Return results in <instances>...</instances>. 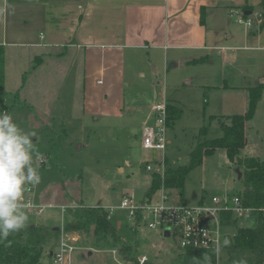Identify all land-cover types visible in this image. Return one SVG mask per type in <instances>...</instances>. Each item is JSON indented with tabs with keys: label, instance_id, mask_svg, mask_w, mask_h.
<instances>
[{
	"label": "rangeland",
	"instance_id": "obj_1",
	"mask_svg": "<svg viewBox=\"0 0 264 264\" xmlns=\"http://www.w3.org/2000/svg\"><path fill=\"white\" fill-rule=\"evenodd\" d=\"M236 17L228 14L227 20L236 25ZM251 18L250 27L238 26L242 30L251 28L258 20L253 14ZM244 45L247 47L240 43L236 50L226 53L207 51L205 60L200 58L196 64L172 65L159 57L158 61L152 59L153 63L145 51L127 55L122 84L112 88L108 102L87 103V111H92L89 115L83 114L82 58L47 61L34 70L37 56L27 48L3 47L6 96L0 111L11 114L25 131L35 132L33 144L45 158L39 165L41 182L27 186L31 192L24 195L35 204L47 206L41 213L26 208V226L60 228L69 208L95 206L108 213L106 206L118 205L124 194L144 199L149 182L145 162L159 155L141 144L143 122L154 102L169 100L181 109L180 117L167 126L165 157L167 165L174 168L189 163L190 152L198 141L220 136V122H227V116L243 114L249 89L261 86L253 116L245 126L247 144L240 155L263 158L264 82L258 79L264 77V53L256 47L242 48ZM222 55L227 56L225 60ZM49 94L53 99L47 98ZM101 109L112 113L113 118L100 116L95 120L97 113L93 111ZM202 125L208 130L199 136ZM236 170L226 152L219 149L186 174L182 199L175 191L169 190V196L191 206L209 201L212 196L232 195L242 188ZM159 195L156 191L153 199ZM61 205L67 206L65 213H61ZM109 219L119 240L134 246L138 258L145 255L151 264L170 263L177 241L142 226L134 230L126 212L120 209H115ZM255 221L251 214L239 218L238 225L250 227ZM226 229L229 235L235 232L234 227ZM67 236L75 244L70 264H133L119 254L120 242L115 246H110L111 241L107 246L96 244L92 228L88 233L68 232ZM51 262L49 248H44L36 264ZM217 264H231L223 249Z\"/></svg>",
	"mask_w": 264,
	"mask_h": 264
},
{
	"label": "crops",
	"instance_id": "obj_2",
	"mask_svg": "<svg viewBox=\"0 0 264 264\" xmlns=\"http://www.w3.org/2000/svg\"><path fill=\"white\" fill-rule=\"evenodd\" d=\"M261 2L7 0L8 12L0 17V45L27 48V52L37 56L38 65L34 70L47 61L82 58L83 114L89 115L92 111H87V103L108 102L112 88L122 84L127 55L132 57L145 51L149 60L161 59L163 63L170 61L172 65H184L196 64L200 58L205 60L207 51L218 49L226 53L236 50L240 43L247 44L242 48L256 47L264 53L262 15L251 28L243 27L244 30L227 20L231 10L239 11L244 7L252 13L262 14ZM222 57L225 60L227 56ZM258 80L263 83L264 77L260 76ZM50 97L53 99L51 94L47 98ZM93 113H97L95 120L100 116L113 118L112 113L102 109ZM150 181L151 175L146 189Z\"/></svg>",
	"mask_w": 264,
	"mask_h": 264
},
{
	"label": "trees",
	"instance_id": "obj_3",
	"mask_svg": "<svg viewBox=\"0 0 264 264\" xmlns=\"http://www.w3.org/2000/svg\"><path fill=\"white\" fill-rule=\"evenodd\" d=\"M262 22L264 26V3L261 2ZM243 8V12L248 10ZM244 16H247L244 14ZM200 21H203L201 13ZM261 86L250 88L248 91V106L243 114L227 116V122H220L221 135L213 139L198 141L190 152L187 165L170 168L167 166L164 174L163 185L169 191H175L177 197L182 199L183 186L186 174L195 166L202 163L206 156L215 153L219 149L226 152L229 161L241 172V190L236 193L240 196L242 204L251 208V214L255 217L254 226L238 225L231 211L222 212L220 222L222 226L234 227L235 232L225 234L224 238L230 240L228 246L222 247L231 264H264V156L263 158L241 156V150L246 146L245 126L251 120L254 107L260 96ZM6 92L4 91V48L0 45V106L3 105ZM166 125L169 126L181 115V109L173 103H166ZM208 127L202 125L199 136L207 133ZM162 181L158 177H152L146 196L150 198L160 188ZM170 193V192H169ZM180 203L179 201H176ZM63 223L65 232H86L91 228L95 234V243L107 246H115L124 260L138 264L135 247L119 240L115 226L107 217V213L101 207L81 206L69 208ZM60 236V228L47 229L31 225L19 232L10 234L6 241L0 242V264H36L44 248L49 251L57 245ZM212 248H180L173 246V256L169 264H217L216 253ZM205 254L210 260H205ZM142 264H151L145 260Z\"/></svg>",
	"mask_w": 264,
	"mask_h": 264
},
{
	"label": "built area",
	"instance_id": "obj_4",
	"mask_svg": "<svg viewBox=\"0 0 264 264\" xmlns=\"http://www.w3.org/2000/svg\"><path fill=\"white\" fill-rule=\"evenodd\" d=\"M236 14V22L250 27L253 17L260 18V13L251 12L244 16V12L231 10L229 15ZM100 82V81H98ZM166 102L165 100L152 103L147 120L142 126V147L149 151H155L159 155L152 157L145 162L144 171L152 177H158L162 185L157 191L160 195L157 199L153 196L144 199H134L129 194H124L118 205L106 206L107 217L115 209L126 212V219L132 228L145 227L153 232L160 233L161 236L172 238L177 241L180 248H212L215 249L216 241L224 239L226 232L225 226L220 222L222 212L231 211L236 218H245L251 215L252 209L242 204L241 198L237 193L223 195L220 197L212 196L209 201H199L196 205H185L177 203L169 196L168 190L163 185L167 162L165 149L168 144L167 125H166ZM31 188L27 187L25 193H30ZM23 202L27 208L35 209L36 213H41L45 204H35L31 197L24 195ZM66 205H61V213H65ZM169 231L168 236H164L165 231ZM68 232L60 227V236L57 245L51 250V264H70L71 254L75 249V244L68 239ZM222 249V248H221ZM116 252V251H115ZM216 258L218 254L216 253ZM139 263L148 260L145 255H141Z\"/></svg>",
	"mask_w": 264,
	"mask_h": 264
},
{
	"label": "clouds",
	"instance_id": "obj_5",
	"mask_svg": "<svg viewBox=\"0 0 264 264\" xmlns=\"http://www.w3.org/2000/svg\"><path fill=\"white\" fill-rule=\"evenodd\" d=\"M8 7L7 0H2L0 17L8 12ZM33 136L35 132L25 131L11 114L0 111V242L26 226L28 205L23 202L24 192L27 186L41 182L39 165L45 158L34 146ZM229 244V239L218 238L213 251L219 254ZM205 260H210L207 254Z\"/></svg>",
	"mask_w": 264,
	"mask_h": 264
},
{
	"label": "water",
	"instance_id": "obj_6",
	"mask_svg": "<svg viewBox=\"0 0 264 264\" xmlns=\"http://www.w3.org/2000/svg\"><path fill=\"white\" fill-rule=\"evenodd\" d=\"M244 14H245V15H250V14H251V10H245V11H244ZM236 171H237V178L240 179V177H241V172L239 171L238 168H237ZM168 235H169V231L166 230V231L164 232V236H168Z\"/></svg>",
	"mask_w": 264,
	"mask_h": 264
}]
</instances>
